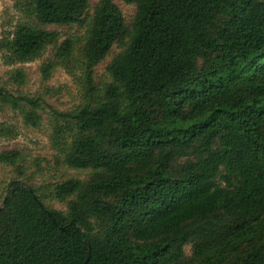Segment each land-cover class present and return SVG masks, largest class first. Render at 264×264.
<instances>
[{
	"label": "trees",
	"instance_id": "1",
	"mask_svg": "<svg viewBox=\"0 0 264 264\" xmlns=\"http://www.w3.org/2000/svg\"><path fill=\"white\" fill-rule=\"evenodd\" d=\"M123 3L130 17L118 0L16 1L25 18L3 58L51 48L43 79L65 69L81 102L59 110L25 93L21 69L0 80L26 125L47 113L53 150L32 163L0 151L16 173L0 264H264V0ZM14 131L0 123V138ZM49 168L60 179L36 185Z\"/></svg>",
	"mask_w": 264,
	"mask_h": 264
},
{
	"label": "rangeland",
	"instance_id": "2",
	"mask_svg": "<svg viewBox=\"0 0 264 264\" xmlns=\"http://www.w3.org/2000/svg\"><path fill=\"white\" fill-rule=\"evenodd\" d=\"M17 0H0V43L8 36L15 28L18 21L24 19V14L16 8ZM98 0H92L97 3ZM118 2L124 7V11L128 17L133 14V6L124 5L123 0ZM3 52L0 50V80L5 81L9 79L10 75L16 69H21L25 73V83L20 86L25 93L36 96L41 93L47 95V103L59 110H70L76 104L81 102L79 89L65 69H56L50 80L45 81L42 77L40 67L44 59L51 55V48H48L43 56L39 59L18 64H8L3 58ZM107 62L101 64L96 71V78L99 82H104L109 79L106 72ZM16 88V86H13ZM7 123L12 126L15 131L13 136L0 138V151L8 149H21L28 156V162L32 163L35 159H47L53 155L51 148L50 134L51 128L48 122V115L44 113V121L38 128H32L26 125L22 117L11 110L9 106L0 102V123ZM45 165L46 161H41ZM28 163V164H29ZM61 172L55 168H49L44 174L38 176L35 184H53L57 179H60ZM16 175L13 167L0 163V204L3 197V190ZM46 203L58 209H66V205L59 202L53 197L46 199Z\"/></svg>",
	"mask_w": 264,
	"mask_h": 264
}]
</instances>
